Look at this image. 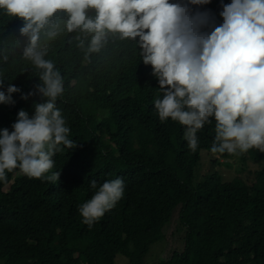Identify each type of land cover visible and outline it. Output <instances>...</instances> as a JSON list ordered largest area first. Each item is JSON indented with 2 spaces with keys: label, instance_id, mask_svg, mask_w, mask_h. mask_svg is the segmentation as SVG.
Returning <instances> with one entry per match:
<instances>
[{
  "label": "trees",
  "instance_id": "1",
  "mask_svg": "<svg viewBox=\"0 0 264 264\" xmlns=\"http://www.w3.org/2000/svg\"><path fill=\"white\" fill-rule=\"evenodd\" d=\"M204 10L217 25L223 22L221 0H211ZM18 18L0 10V52L9 56L0 60V79L5 90L12 83L27 93L40 81L22 57L25 21L16 29L6 22ZM60 23L61 32L41 43L48 48L45 59L63 77L57 107L77 147L55 156L48 174L59 171L57 183L19 169L0 181V264H117L119 254L128 264H146L176 213L185 228L183 249L164 251L168 257L158 264H264V153L252 148L239 155L241 171L251 162L260 166L250 172L252 180L224 178L213 166L234 155L211 153L215 120L197 133L199 147L191 152L185 126L170 118L161 123L154 107L158 80L134 41L110 33L109 43L88 60V41L81 49L77 33ZM13 98L15 105L0 104V129L11 130L21 108L32 114L34 103L42 102L39 95ZM205 161L212 165L201 176L197 171ZM116 177L125 181L124 196L90 229L78 211L94 192L89 183Z\"/></svg>",
  "mask_w": 264,
  "mask_h": 264
},
{
  "label": "clouds",
  "instance_id": "2",
  "mask_svg": "<svg viewBox=\"0 0 264 264\" xmlns=\"http://www.w3.org/2000/svg\"><path fill=\"white\" fill-rule=\"evenodd\" d=\"M211 0H0V10L18 16L8 19L27 38L22 57L38 70L40 83L24 93L15 84L4 89L0 79V104L15 105L39 95L34 113L21 108L9 128L0 129V181L19 169L29 178L57 183L60 172L55 156L75 149L71 129L57 107L64 93L61 72L49 59L42 37L54 38L61 21L69 33H77L86 56L99 52L109 34L131 39L143 63L152 66L159 94L154 107L161 123L169 118L185 126L189 150L199 147L197 133L215 120L211 153L241 155L255 148L264 153V0H232L222 3L223 22L215 23ZM90 37V40H89ZM7 62L8 54L0 52ZM90 199L78 206L82 222L90 229L123 198L122 177L98 183Z\"/></svg>",
  "mask_w": 264,
  "mask_h": 264
},
{
  "label": "rangeland",
  "instance_id": "3",
  "mask_svg": "<svg viewBox=\"0 0 264 264\" xmlns=\"http://www.w3.org/2000/svg\"><path fill=\"white\" fill-rule=\"evenodd\" d=\"M228 162L231 166H227L225 163ZM212 165V164H211ZM211 165L205 161L202 167L197 171L201 176L208 171ZM247 169L241 171L243 167L242 159L239 155H234L228 159L222 158L219 164H216L214 169H217L223 173L224 178L231 180L233 177L239 176L245 179L247 182L252 180L253 175L250 173L255 171L260 166L254 163L246 164ZM228 180V181H229ZM185 228L180 224L177 213L171 222L165 227V236L166 238L161 241L155 242L150 251L145 257L146 264H158L161 260L166 259L168 256L164 251L167 250H182L183 249V237H184ZM117 264H128V258L123 255H118L116 258Z\"/></svg>",
  "mask_w": 264,
  "mask_h": 264
},
{
  "label": "bare ground",
  "instance_id": "4",
  "mask_svg": "<svg viewBox=\"0 0 264 264\" xmlns=\"http://www.w3.org/2000/svg\"><path fill=\"white\" fill-rule=\"evenodd\" d=\"M5 11H6V10H5ZM1 14H2V13H1ZM24 23H25V22H24ZM22 25L24 26L23 23L21 24V26H22ZM21 26H20V27H21ZM20 27H19V28H20ZM64 28H65V27H64ZM6 29H7V28H6ZM10 29H11V28H10ZM15 29H16V28H15ZM5 31H6V30H5ZM16 31H17V30H16ZM60 32H61V31H60ZM65 33H67V32L65 31ZM6 34H8V33H6ZM18 34H19V33H17V35H18ZM20 36H21V35H20ZM60 37H62V36L60 35ZM64 37H65V36H64ZM4 38H5V37H4ZM8 38H9V37H8ZM43 38H44V37H43ZM14 39H15V38H14ZM14 39H13V40H14ZM5 40H7V39H5ZM9 40H11V39H9ZM22 40H23V39H22ZM26 40H27V39H25L24 41H26ZM11 41H12V40H11ZM61 41H63V40H61ZM86 41H87V40H86ZM119 41H120V40H119ZM107 42L109 43V41H107ZM112 42H113V41H112ZM87 43H88V42H87ZM87 43H86V44H87ZM118 44H119V43H118ZM104 46H105V45H104ZM63 47H64V46H63ZM109 47H110V46H109ZM107 48H108V47H107ZM107 48H106V49H107ZM118 48H119V47H118ZM102 49H104V48H102ZM109 49H110V48H109ZM79 52H80V50H79ZM94 54H95V53H94ZM102 54H103V53H102ZM105 54H106V53H105ZM75 55H76V54H75ZM77 55H78V53H77ZM73 56H74V54H73ZM73 56H72V57H73ZM76 57H77V56H76ZM86 57H88V56H86ZM103 57H105V56H103ZM79 59H80V58H79ZM79 59H78V60H79ZM84 59L87 61L86 58H84ZM89 59H91V58L88 57V60H89ZM99 59H100V58H99ZM101 59H102V58H101ZM103 59H105V58H103ZM73 61H74V60H73ZM73 61H72V62H73ZM80 63H81V62H80ZM99 63H100V62H99ZM74 64H78V63H74ZM102 64H103V63H102ZM68 66H69V65H68ZM73 66H74V65H73ZM77 66H78V65H77ZM70 69H71V68H70ZM71 70H72V69H71ZM69 71H70V70H69ZM70 72H71V71H70ZM74 72H76V71H74ZM95 74H97V73H95ZM18 96H19V95H18ZM21 100H23V99H21ZM1 129H2V127H1Z\"/></svg>",
  "mask_w": 264,
  "mask_h": 264
}]
</instances>
